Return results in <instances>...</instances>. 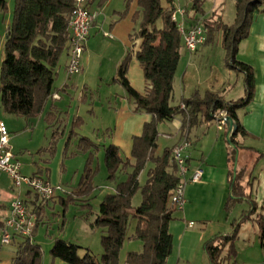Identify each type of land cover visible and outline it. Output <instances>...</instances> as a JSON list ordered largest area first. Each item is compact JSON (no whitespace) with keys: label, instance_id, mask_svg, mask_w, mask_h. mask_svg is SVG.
I'll use <instances>...</instances> for the list:
<instances>
[{"label":"trees","instance_id":"obj_1","mask_svg":"<svg viewBox=\"0 0 264 264\" xmlns=\"http://www.w3.org/2000/svg\"><path fill=\"white\" fill-rule=\"evenodd\" d=\"M107 1L86 0V6L91 10L94 3L102 6ZM126 1L129 7L133 0ZM164 1L137 0L140 10L135 20L141 15V21L139 28L132 34V39H141L142 42L136 52L131 49L128 51L114 78L133 100L135 110L150 113L152 119L145 123L140 135L133 137L131 156L134 162L124 157L115 145L105 146L107 179L116 183V189L103 197L94 224L104 228L106 232V264H120L121 250L128 238L131 219L138 220L133 237L142 242L143 250L130 251L126 264H166L173 252L174 237L170 231V223L175 219L174 213L177 209L170 203V197L180 177L173 158V148L166 147L162 153H157L161 122L172 121L181 115V128L189 131L199 123L200 116L203 115L206 120H214L216 114L226 111L228 116L238 122V131L232 136V141L239 150L243 146L235 137L238 134H247L238 110L253 99L255 78L251 65L237 60L236 56L239 42L248 36L254 15L264 13V0H237L235 23L224 26L227 63L244 74L246 96L236 101H226L213 91H207L203 96L197 92L189 98L182 97L179 103L174 104V81L184 42L178 24L173 19L176 11L174 0ZM202 1L193 0L192 24L199 21L197 14L203 12ZM74 6L75 0H16L14 17L6 32L5 58L0 71V102L6 112L31 120L46 109L58 90L56 80L62 58L66 56V67L69 61V20ZM7 9V0H0V13ZM160 20L162 25L158 27ZM205 25L209 28L208 41L212 39L213 29L209 23ZM134 55L143 67L146 80L151 84L145 94L135 89L128 78ZM80 143L82 149L99 148L89 138H81ZM235 153L232 148L230 157L233 165ZM149 163H153V167L148 171L146 182L141 184V173ZM98 171V168L92 169L89 159L78 189L63 199V204L82 201L83 206L90 207L89 201L96 188L94 180ZM120 172L128 173L126 180L117 181ZM231 175L232 194L226 204L227 209H230L231 200L246 196L242 184L243 172L237 169L236 178H233V171ZM139 191L142 201L134 207L133 199ZM35 196L37 207L33 211L40 213L45 201ZM244 217L250 216L247 214ZM259 222L262 225L261 237L264 241L261 215ZM239 226L240 223L231 235H217L206 242L205 250L210 264H237L231 261L237 254L234 239ZM12 245L15 247V255L11 264H42L44 252L39 244L17 236ZM226 247L228 250H225ZM79 249L80 246L71 241L57 237L51 253L54 258L69 264H101L89 249L80 258Z\"/></svg>","mask_w":264,"mask_h":264},{"label":"rangeland","instance_id":"obj_2","mask_svg":"<svg viewBox=\"0 0 264 264\" xmlns=\"http://www.w3.org/2000/svg\"><path fill=\"white\" fill-rule=\"evenodd\" d=\"M15 4L16 0H7V11L0 13V71L5 58L6 32L14 17ZM174 4L176 11L184 9L187 12L185 16L178 13L179 21L191 20L190 15H193V0H174ZM202 9L203 12H199L197 17L204 24H210L213 29L212 39L206 41L192 55L187 53L185 48L182 47V58L177 77L174 81L173 104L181 101L183 91L180 85V74L184 73L187 67L195 73L194 77L190 74L188 77L189 82L199 85L198 88L202 92L210 89L216 83V79H221L223 80L221 86L225 89L222 92L223 99L238 100L246 96L245 77L241 72L228 65L226 59L227 51L224 46L226 31L224 26H232L235 23L237 18V0H203ZM135 21L139 28L141 15ZM161 25L162 21L160 20L157 26ZM107 35L104 32H100L93 33L91 36L93 41L92 48L82 58V70L87 75V82L84 81L81 74L69 77L66 71H64L66 56L62 58V67L59 70L56 85L61 89L59 94L63 99L60 101L52 100L46 110L48 111L51 105L54 104L61 111V123L58 130L56 129L58 133H56L55 137L53 136L55 128H47L44 120L42 124L40 123V119L34 121V133L24 131L25 127L20 126V121H18L20 119L7 123L10 131V145L16 152L21 153L22 163H31V159H35L38 163L48 161L53 184L62 182L65 191L68 193H71L78 186L81 177L85 173L89 159L91 160L92 169H99L95 175L94 183L96 188L93 192L90 207L83 206L82 201H73L65 205L59 202L58 198L50 202L49 205H45L44 221L36 234V242L42 247L44 252L42 264H69L62 259L54 258L51 253V248L57 237L69 240L80 246V258L84 257L89 249L101 264H105L104 236L106 232L104 228L96 226L94 223L100 212L101 200L108 191L106 187H112L116 183L107 179L108 170L104 158L109 134L107 132L108 128L103 126V121L109 123L115 120V115H113L114 113L109 104L114 106L115 94L124 91L120 83L100 79L108 64L104 55V53H106V56L108 55V52L105 50L108 43H104V40L108 39ZM207 36L209 37V31ZM102 62L104 67H101ZM225 80L226 82H224ZM227 81L231 82V86H228ZM223 82L224 84H222ZM66 83L69 84L67 88L65 87ZM63 87L66 89L62 90ZM92 109H94V112H92ZM1 110L3 114L5 111L4 109ZM3 119L5 118L2 115L0 121ZM175 119L180 121L182 120V116L179 115ZM174 120L161 123L157 149V153L159 154L168 147L167 145L172 143L166 137L164 131H172L173 133L177 131ZM205 123L196 128L195 132L197 133L202 127L211 129V131H215L216 133L220 132L224 138V144L232 152V146L224 133L218 129L217 122L215 120H208ZM81 138L94 140L100 144L99 148L93 147L88 150L84 149V147L82 149L80 147ZM238 139L239 142L243 141L240 135ZM83 145H85V142H83ZM245 150L243 149L241 159L245 155H249V162L253 163V153ZM120 152L125 156L123 148ZM241 159L240 168L243 167ZM151 167H153V163H149L142 171L140 176L141 184L146 182L148 171ZM130 171L131 169L128 170V173ZM128 173L120 172L117 181L126 180ZM9 180L12 182L11 178ZM247 186L246 196L241 199L231 200L230 209L221 210L215 216L210 215L205 220L196 221L194 222L195 226L189 224L190 230H194L195 232L193 237H187L191 233L183 237L182 229H174L175 245L173 254H171L166 264H210L205 250L206 242L220 234H233L235 227L239 223V231L237 237L234 239L237 254L233 256L231 263L264 264V241L261 237L262 225L259 222L263 206L264 186L262 183L259 184L256 179H252L251 183ZM65 191L62 196L67 197L68 193ZM31 193L32 199L35 198L34 192ZM141 201L142 194L139 191L133 199L134 207H137ZM178 213L177 215H179ZM247 214H249L250 218L244 217ZM137 224V219H131L128 238L121 250L120 264H126V257L130 251L143 250L142 242L133 237ZM180 249L188 254H180ZM5 251L9 253L3 254L4 260L11 259L15 255L13 245L5 247Z\"/></svg>","mask_w":264,"mask_h":264},{"label":"crops","instance_id":"obj_3","mask_svg":"<svg viewBox=\"0 0 264 264\" xmlns=\"http://www.w3.org/2000/svg\"><path fill=\"white\" fill-rule=\"evenodd\" d=\"M139 10L140 8L138 6L137 0H133L130 3L129 7L127 6L126 0H108L102 6H98L97 3H94L91 6V11L95 14V18L92 22L90 35L86 42L84 55L89 49L92 48L93 41L91 36L93 33L104 32L106 35L108 34V39L104 40V43H108L105 48V50L108 52V55L106 56V53H104L106 62H108V64L106 65L104 72H101V80H112L114 83H119L115 81L114 78L116 77L118 67L121 64L122 60L130 49L133 50V52L139 50L142 40L132 39V34L138 29L135 21V16L139 12ZM191 17L192 15H190V19ZM186 24L187 26L191 25V20L186 21ZM202 45H204V43ZM202 45H200L199 48ZM198 49L195 52H197ZM185 50L191 55L195 53L189 52L186 48ZM236 58L241 62L251 65L255 78L253 99L245 107L238 110L240 121L247 134H238L235 137L237 141L239 140V135L243 139V141L241 140L242 142L238 141L241 146H243V148L240 149L237 169L243 172L244 179L242 181V184L246 194L248 189L247 185L251 183L252 179H256L259 184L262 183V185L264 186V13H256L254 15V19L249 28L248 36L243 38L239 42ZM180 61L178 64L176 77L178 74ZM66 63L67 61L64 62V71H66ZM101 67H104L103 62L101 64ZM80 74L82 75L84 81L87 82L88 78L85 74V71L83 72L82 70ZM190 74L192 75V77L195 76V73L192 72L189 67L185 69L184 73L180 74V85L183 91L182 97L189 98L197 92L201 96H203L207 91H213L218 93L223 98L222 92L225 91V89H223V87L221 86V82L223 80L216 79V83L213 84L210 89L202 92L198 88L199 85H196L194 82H189L188 77L190 76ZM242 75L244 76L243 73ZM128 78L133 87L142 94H145L151 88L150 82L145 78L143 67L141 66L135 55L133 56L130 63ZM224 82H226V80ZM224 82L222 84H224ZM227 83L228 86H231V82L227 81ZM68 85L69 84L66 83L65 87L67 88ZM65 87H63L62 90H65ZM60 90L61 89L58 87V90L55 93L59 95V98L52 97L51 101H60L63 99L59 94ZM109 107L112 109L114 113L113 115H115V120L109 123L103 121V126H106V128H108V145H115L119 148V150L123 148L125 154L124 157L129 158L132 162H134V159L131 156L133 137L142 133L145 123L152 119V115L147 112L136 111L135 104L133 100L128 97L125 89L124 91L115 94V104L114 106L109 104ZM1 109H4L2 105L0 106V118H2L3 115V117L5 118L3 120L6 121V124L8 122L12 123L13 121L20 119L18 120L20 121V126L25 127L24 131H26L27 133L35 132L33 124L36 119H40L41 124L44 120V124L47 128H55V132L53 133L54 137L56 133H58L56 129L58 130V127L61 123V111L54 104L51 105V108L48 111H46V107V109L40 116L31 120H28L21 115L10 114L5 110V112L2 114ZM92 112H94V109H92ZM207 121L208 120H206V118L202 115L200 116L199 123L196 126H194L189 131H185L181 128L182 120L179 121L178 119H175L174 123H176L177 131L175 133H173L172 131H164L166 137L172 141L170 145H167L168 147L173 148L180 141L187 138L191 143L190 147L187 149L191 173L199 168L203 170V175L199 182L189 183L187 185L184 208L175 211V219L170 223V231L173 234L174 243V229H182L183 237H186L188 233H191V235L187 237H193L195 232L194 230H190L191 227L189 224L191 222L205 220L210 215L215 216L217 212L226 210V204L231 199L232 171L234 178V165L230 157L231 150L229 151L228 146L224 144V138L220 132L216 133L215 131H211V129H205L203 127L198 130L197 133L195 132L196 128L200 127V125ZM161 123L159 124V130ZM218 129L221 130L226 136V126L222 129L218 127ZM93 142L95 141L93 140ZM95 143L100 145L97 142ZM243 149H246L245 151H248L249 153H253V163L249 162V155H245L244 158L241 159ZM13 152L21 161V153L16 152L15 149H13ZM240 159L242 160V168L239 167ZM22 172L26 175H40L52 182V173L48 161H45V163H38L35 159H31V163H22ZM9 179V175L7 173L0 171V264H11L13 258L12 257L8 260L3 259V254L9 253L5 251V247H9L12 245H6L2 243V228L4 226L6 217L9 215L11 202L15 198L20 196L29 202L32 210L37 207V204L35 205V201L37 200V198L35 196V198L32 199V193L30 189L26 186H24V188L22 187L21 189H16ZM80 182L72 192L78 189ZM55 185H61L63 187L62 182H57ZM106 189H108V191L104 194V196L107 193L114 192L116 189V184L112 187H106ZM64 191L65 189L63 187V190H59L57 192L58 195L56 193L53 199L45 202L43 204L44 206L40 209V213H37L38 223L35 230V243H37L36 234L38 232V229L44 221L43 218L45 205H49V203L54 201L56 198L59 199V202L63 203L62 200L67 198L62 196V194H64ZM65 192L68 193L67 191ZM71 193H68V195ZM37 203L39 204L40 200ZM89 203H91V200L89 201ZM262 205L264 206V198ZM177 213L179 215H177ZM180 250V254H188L184 253L182 249ZM225 250H228V247H226ZM104 263L106 264L105 261Z\"/></svg>","mask_w":264,"mask_h":264},{"label":"built area","instance_id":"obj_4","mask_svg":"<svg viewBox=\"0 0 264 264\" xmlns=\"http://www.w3.org/2000/svg\"><path fill=\"white\" fill-rule=\"evenodd\" d=\"M178 13L186 15V10L175 11L173 19L177 22L178 28L183 36L184 47L189 52H195L200 45L206 42L209 28L201 21L187 26L186 20L179 21ZM95 14L86 6V0H75V6L69 20L71 37L69 40V61L66 73L69 77L80 74L82 71V58L86 49V42L90 35V29ZM59 98L58 94L53 95ZM182 107H185L182 104ZM227 112L221 111L215 115V120L220 129L226 126ZM190 141L185 138L173 147V158L180 177L170 197V203L177 210L185 205V192L189 183L199 182L203 175L202 169H196L191 173L187 149ZM0 171L9 175L12 185L16 189L26 186L41 201L48 202L59 190L61 185H54L49 179L40 175H26L22 172V162L16 157L10 145V131L5 121H0ZM261 219L264 224V206L261 212ZM38 223V214L32 210L29 202L22 197L15 198L10 205L9 215L6 217L2 228V243L12 245L15 237L22 236L35 242V230ZM190 225H194L191 222Z\"/></svg>","mask_w":264,"mask_h":264},{"label":"water","instance_id":"obj_5","mask_svg":"<svg viewBox=\"0 0 264 264\" xmlns=\"http://www.w3.org/2000/svg\"><path fill=\"white\" fill-rule=\"evenodd\" d=\"M226 127H227V134H226L227 140L231 144L232 148H234L236 151L235 162H234V178H236L240 150L238 146L235 143H233L232 136L238 131V122L235 119H233L231 116L227 115Z\"/></svg>","mask_w":264,"mask_h":264}]
</instances>
